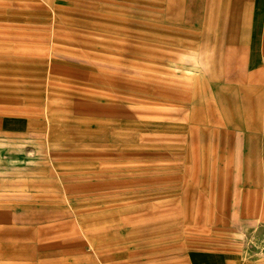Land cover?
<instances>
[{
	"label": "rangeland",
	"instance_id": "1",
	"mask_svg": "<svg viewBox=\"0 0 264 264\" xmlns=\"http://www.w3.org/2000/svg\"><path fill=\"white\" fill-rule=\"evenodd\" d=\"M248 1L0 0V264H264Z\"/></svg>",
	"mask_w": 264,
	"mask_h": 264
},
{
	"label": "crops",
	"instance_id": "2",
	"mask_svg": "<svg viewBox=\"0 0 264 264\" xmlns=\"http://www.w3.org/2000/svg\"><path fill=\"white\" fill-rule=\"evenodd\" d=\"M249 27L252 28L251 44L245 60L246 75L251 76L255 91L264 95V0L248 1ZM244 49V48H243ZM243 49L238 51L243 57ZM253 81V82H252ZM248 85V83H246ZM253 88H246L252 91ZM190 264H240L238 257L219 251H194L189 257Z\"/></svg>",
	"mask_w": 264,
	"mask_h": 264
}]
</instances>
